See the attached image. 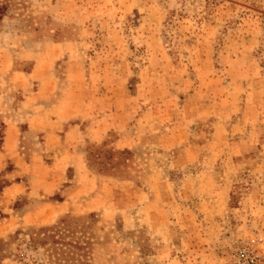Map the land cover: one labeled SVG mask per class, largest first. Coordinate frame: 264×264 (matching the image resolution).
Segmentation results:
<instances>
[{"label": "rangeland", "instance_id": "rangeland-1", "mask_svg": "<svg viewBox=\"0 0 264 264\" xmlns=\"http://www.w3.org/2000/svg\"><path fill=\"white\" fill-rule=\"evenodd\" d=\"M0 1V264H264V0Z\"/></svg>", "mask_w": 264, "mask_h": 264}, {"label": "trees", "instance_id": "trees-1", "mask_svg": "<svg viewBox=\"0 0 264 264\" xmlns=\"http://www.w3.org/2000/svg\"><path fill=\"white\" fill-rule=\"evenodd\" d=\"M7 9V4L3 1H0V22L2 20V17L5 14V11ZM104 146H93L92 150L88 152L89 154V164L90 166H97V169L99 171L105 170L107 168H109L110 166L108 165V162L104 160V158L106 156L111 157V155L113 154V152H111V150H105L103 148ZM124 152H117L118 155L123 154ZM60 224L63 225H68V223H64L63 221L59 222ZM59 227L57 225H53L50 227H46V228H41L39 229L36 233L35 236L36 237H40V238H35V237H31L30 242L32 243V245H46L48 244L50 251L49 252V260L52 258L56 257V260H60L59 256H65L68 257V254H65V252L61 251L58 252L56 250H58L59 248H55L56 244H61V240L59 237H57V231H59L58 229ZM42 237V238H41ZM3 242H0V244H2ZM67 245H71V243H66ZM52 247V248H51ZM76 247V246H75ZM1 251V249H0ZM1 257V256H0ZM51 263L56 264V262L52 261Z\"/></svg>", "mask_w": 264, "mask_h": 264}]
</instances>
